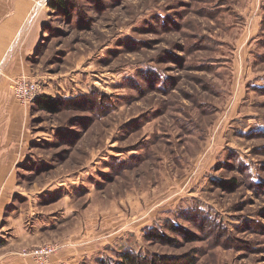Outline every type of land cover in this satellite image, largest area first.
Returning <instances> with one entry per match:
<instances>
[{"label":"rangeland","instance_id":"1","mask_svg":"<svg viewBox=\"0 0 264 264\" xmlns=\"http://www.w3.org/2000/svg\"><path fill=\"white\" fill-rule=\"evenodd\" d=\"M43 21L39 95L14 80L0 118L15 264L45 245L44 264H264V0H67Z\"/></svg>","mask_w":264,"mask_h":264},{"label":"crops","instance_id":"2","mask_svg":"<svg viewBox=\"0 0 264 264\" xmlns=\"http://www.w3.org/2000/svg\"><path fill=\"white\" fill-rule=\"evenodd\" d=\"M50 1L0 0V118H10L14 112L12 82L21 77L31 78L30 58L37 48L43 14ZM258 30L259 25L251 39L257 38ZM10 130L7 125L0 126V221L13 204L7 194L12 192L14 184L11 168L16 165L17 146L8 138ZM14 246L13 241L0 245V264H15Z\"/></svg>","mask_w":264,"mask_h":264},{"label":"built area","instance_id":"3","mask_svg":"<svg viewBox=\"0 0 264 264\" xmlns=\"http://www.w3.org/2000/svg\"><path fill=\"white\" fill-rule=\"evenodd\" d=\"M13 95L22 104L31 103L37 95L40 88L36 83L30 82L27 78H19L14 81ZM56 249L53 245H45L33 251L32 255L38 259L39 263H47L49 257L55 253Z\"/></svg>","mask_w":264,"mask_h":264},{"label":"trees","instance_id":"4","mask_svg":"<svg viewBox=\"0 0 264 264\" xmlns=\"http://www.w3.org/2000/svg\"><path fill=\"white\" fill-rule=\"evenodd\" d=\"M49 7L52 8L53 10H66L67 8V0H51L49 3ZM38 104L41 106V108H44L45 110H48L50 112H56L58 103L57 101L55 102L54 99L52 98H46V97H41L38 99ZM150 237H154L156 239V236H148L149 240ZM151 239V240H154ZM4 242L0 241V245H3ZM166 259V258H165ZM119 264H176L173 262H169L168 260L166 261H158V260H149L147 258L145 259H140V257L134 256L132 254H125L122 257V261Z\"/></svg>","mask_w":264,"mask_h":264}]
</instances>
